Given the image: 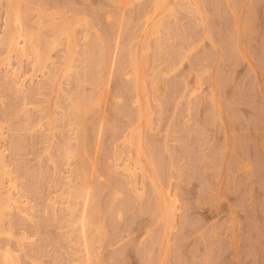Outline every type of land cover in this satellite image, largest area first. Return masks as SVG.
I'll list each match as a JSON object with an SVG mask.
<instances>
[{
  "label": "rangeland",
  "instance_id": "1",
  "mask_svg": "<svg viewBox=\"0 0 264 264\" xmlns=\"http://www.w3.org/2000/svg\"><path fill=\"white\" fill-rule=\"evenodd\" d=\"M0 264H264V0H0Z\"/></svg>",
  "mask_w": 264,
  "mask_h": 264
}]
</instances>
